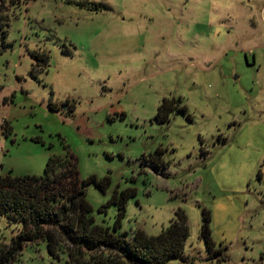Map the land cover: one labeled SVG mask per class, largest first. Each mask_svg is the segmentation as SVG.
<instances>
[{"label": "rangeland", "instance_id": "1", "mask_svg": "<svg viewBox=\"0 0 264 264\" xmlns=\"http://www.w3.org/2000/svg\"><path fill=\"white\" fill-rule=\"evenodd\" d=\"M8 15L0 175L40 176L71 152L81 179H110L86 186L96 223L112 228L103 205L134 189L118 232L156 236L181 209L195 264H264V0H32ZM37 53L48 67L33 77ZM204 208L223 261L200 238ZM15 264L68 263L42 242Z\"/></svg>", "mask_w": 264, "mask_h": 264}, {"label": "trees", "instance_id": "2", "mask_svg": "<svg viewBox=\"0 0 264 264\" xmlns=\"http://www.w3.org/2000/svg\"><path fill=\"white\" fill-rule=\"evenodd\" d=\"M30 1L0 0V31L3 34L9 21L8 11ZM37 60L31 70L33 77L36 71L48 67L45 54L37 53ZM49 108L60 112L52 102ZM73 111L75 105L68 104L67 112ZM169 114L170 110H164V104L158 107V119L165 121ZM7 129L11 130V127ZM155 155L160 157L154 166L166 167L160 149ZM90 183L105 190L110 179H97L96 176L81 179L77 160L71 152L49 157L40 176L0 175V264H15L26 246L42 242L53 258L59 259L66 253L68 264H168L172 259L195 264L184 253L190 228L183 210L179 209L176 218L156 236H150L142 229L126 236L118 229L126 214L127 201L136 195V191H115L103 205L117 208L115 224L111 228L95 221L86 193ZM202 214L200 238L206 243L209 259L216 257L223 261L226 259L224 249L217 248L212 237L211 211L204 208Z\"/></svg>", "mask_w": 264, "mask_h": 264}, {"label": "flooded vegetation", "instance_id": "3", "mask_svg": "<svg viewBox=\"0 0 264 264\" xmlns=\"http://www.w3.org/2000/svg\"><path fill=\"white\" fill-rule=\"evenodd\" d=\"M173 107V99L169 100L165 103L164 108H168V107ZM58 109L60 110V112H67L68 111V105L62 104L58 107Z\"/></svg>", "mask_w": 264, "mask_h": 264}, {"label": "crops", "instance_id": "4", "mask_svg": "<svg viewBox=\"0 0 264 264\" xmlns=\"http://www.w3.org/2000/svg\"><path fill=\"white\" fill-rule=\"evenodd\" d=\"M53 104H55V105H56V108H57V107H59V105H58V104H56V103H53ZM48 108H49V107H48ZM49 110H50V112L59 113V112L53 111V110H52V109H50V108H49Z\"/></svg>", "mask_w": 264, "mask_h": 264}]
</instances>
